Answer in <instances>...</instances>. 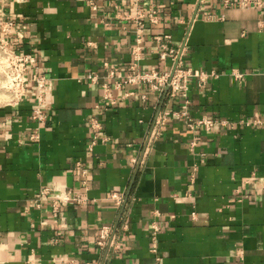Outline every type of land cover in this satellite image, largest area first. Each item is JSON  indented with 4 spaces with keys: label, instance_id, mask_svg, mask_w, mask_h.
I'll return each mask as SVG.
<instances>
[{
    "label": "crops",
    "instance_id": "0c3cea01",
    "mask_svg": "<svg viewBox=\"0 0 264 264\" xmlns=\"http://www.w3.org/2000/svg\"><path fill=\"white\" fill-rule=\"evenodd\" d=\"M260 2L0 0L24 26L9 46L34 56L48 85L43 122L30 116L32 82L0 107V264H264ZM165 34L184 42L186 66L216 74L202 88L190 80L188 115L225 124L169 117L153 128L157 112L183 102L144 85H123L103 106L100 84L127 72L136 45L140 70L168 68L157 53ZM105 226L115 249L98 244Z\"/></svg>",
    "mask_w": 264,
    "mask_h": 264
},
{
    "label": "built area",
    "instance_id": "2783aa9c",
    "mask_svg": "<svg viewBox=\"0 0 264 264\" xmlns=\"http://www.w3.org/2000/svg\"><path fill=\"white\" fill-rule=\"evenodd\" d=\"M134 2L136 0H133ZM224 6H259L261 4L260 0H223ZM137 11V10H136ZM134 16H131L136 23L137 31H141L143 27L142 15L136 12ZM129 15L123 16V18H128ZM146 20L148 22L156 21V11L150 8L146 14ZM21 22L13 17H6L2 12H0V53L2 58L7 60V81L9 82V89L11 96L13 98L12 103H16L19 98L25 93V88L28 82H32L35 87V98L36 104L32 107L30 116L36 123L43 122L47 119V111L44 107V96L48 92L47 79L44 75L37 72V66L34 56L29 53H20L14 51L9 46L8 35L12 32L22 29ZM137 43H140V35H137ZM170 35L165 34L159 38V50L158 57L161 60H167L168 68L162 72H157L154 69L140 70L137 66L136 60L139 59V47L132 50V57L135 62H132L128 66V70L125 74L116 73L114 75L110 74L111 80L102 82L101 87V99L103 106L108 107L115 103L114 92L121 89L123 85L137 86L144 85L147 88L162 94L165 91L164 96L168 98L181 99L183 104L182 108H174L172 110L164 108L162 111L156 113L154 117V126H158L164 123L167 118L173 117L176 119H184L187 126H203L204 129L210 130L215 124L223 125L225 121H218L214 119H209L206 117L192 119L186 110V105L188 103V89L189 82L192 78H195L196 85L202 88L208 78L216 76L213 71L201 72L199 70L192 69L186 66L182 60V52L184 49V42L180 44L177 48L170 45ZM236 76L240 74L236 73ZM95 74H87L86 78L92 82H96ZM131 94V91H128ZM164 97V98H165ZM144 99V95L141 96ZM11 103V104H12ZM93 126L100 129L99 121L93 120ZM153 130L150 132V136L153 135ZM112 197L117 205H120L122 199L120 195L112 194ZM192 217L194 213H191ZM153 231H156L155 224H151ZM109 227H103L100 231V239L98 244L102 248L115 249L117 247L113 234L110 233ZM156 243L151 238L150 242V252L154 253L157 251ZM157 259V258H156Z\"/></svg>",
    "mask_w": 264,
    "mask_h": 264
},
{
    "label": "rangeland",
    "instance_id": "374dc122",
    "mask_svg": "<svg viewBox=\"0 0 264 264\" xmlns=\"http://www.w3.org/2000/svg\"><path fill=\"white\" fill-rule=\"evenodd\" d=\"M7 67V60L2 58L0 53V107L9 106L13 102L7 81Z\"/></svg>",
    "mask_w": 264,
    "mask_h": 264
}]
</instances>
